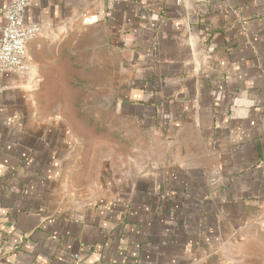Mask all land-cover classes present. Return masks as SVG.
Returning a JSON list of instances; mask_svg holds the SVG:
<instances>
[{"label":"crops","instance_id":"0c3cea01","mask_svg":"<svg viewBox=\"0 0 264 264\" xmlns=\"http://www.w3.org/2000/svg\"><path fill=\"white\" fill-rule=\"evenodd\" d=\"M179 1L31 0L29 73L0 75V264H264V0ZM85 28L152 139L87 193L60 102Z\"/></svg>","mask_w":264,"mask_h":264},{"label":"rangeland","instance_id":"374dc122","mask_svg":"<svg viewBox=\"0 0 264 264\" xmlns=\"http://www.w3.org/2000/svg\"><path fill=\"white\" fill-rule=\"evenodd\" d=\"M73 39L71 49L78 48L75 43L79 42V58L74 56L72 60L75 75L71 89L62 93L60 102L69 104L62 107L64 118L70 130L81 136L74 144L77 154L70 156L69 162L80 166V181L84 186L81 191L87 193L92 192L91 186L86 185L88 177L91 176L92 183L102 177L103 172L97 166H130L133 173L136 166H149L152 139L144 134L140 123L121 111L119 96L123 80L118 60L104 58V30L85 28ZM60 109L52 107L51 114Z\"/></svg>","mask_w":264,"mask_h":264},{"label":"built area","instance_id":"2783aa9c","mask_svg":"<svg viewBox=\"0 0 264 264\" xmlns=\"http://www.w3.org/2000/svg\"><path fill=\"white\" fill-rule=\"evenodd\" d=\"M30 5L31 0H12L10 7L0 10L5 21L0 31V75L29 73L28 44L43 32L41 26L26 22Z\"/></svg>","mask_w":264,"mask_h":264}]
</instances>
